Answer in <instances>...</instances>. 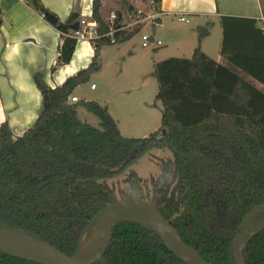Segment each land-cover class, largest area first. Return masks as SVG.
I'll list each match as a JSON object with an SVG mask.
<instances>
[{
	"label": "trees",
	"instance_id": "1",
	"mask_svg": "<svg viewBox=\"0 0 264 264\" xmlns=\"http://www.w3.org/2000/svg\"><path fill=\"white\" fill-rule=\"evenodd\" d=\"M30 1L36 12H47L40 0ZM145 1L153 12H161V0ZM100 10V0H92L99 38L89 41L93 57L87 68L40 92L41 111L21 137L14 138L6 123L0 125V228L24 233L68 256L81 248L94 215L114 202L101 181L122 173L161 144L157 133L144 139L121 136L106 105L69 102L75 88L101 69L100 49L121 45L141 30V25L123 29L121 11H115L111 21L103 19ZM80 18L71 13L55 25L61 45L51 73L71 62L77 47L73 29ZM228 21L243 24L232 29ZM221 24V54L228 66L198 48L190 58L153 65L155 100L161 105L159 131L173 152V179L178 183L174 198L167 197L168 187L159 188L155 206L205 261L235 264L233 242L242 220L264 204V92L241 76L264 86V33L249 19L222 17ZM206 35L198 29V42ZM78 108L94 116L98 126L80 121ZM242 262L264 264V226L244 244ZM0 264L36 263L0 253ZM95 264L184 263L151 229L120 222Z\"/></svg>",
	"mask_w": 264,
	"mask_h": 264
},
{
	"label": "crops",
	"instance_id": "2",
	"mask_svg": "<svg viewBox=\"0 0 264 264\" xmlns=\"http://www.w3.org/2000/svg\"><path fill=\"white\" fill-rule=\"evenodd\" d=\"M40 2L44 9L61 23H64L71 13L79 14L82 18L92 14V0ZM143 4L142 0H129L128 3L133 10H141ZM160 11L159 14L153 12L149 5L145 15H154V20L161 21L157 24L159 26H163L164 19L167 18L178 20V17H185L188 20L187 23L182 22L186 28L175 38H168L166 41V50L169 52L165 54L166 58L169 55L190 58L198 48L216 63L228 66L221 54L222 17L253 20L257 28L264 33V0H161ZM125 17L123 14V19ZM0 21V125L6 123L12 136L18 138L33 126L41 111V93L35 84V77L40 76L47 87L54 89L62 85L68 77L87 68L93 57V49L89 42L81 41L83 48L77 53L76 64L72 65L75 50L68 65L51 73L58 57L61 37L58 31L34 10L31 1L0 0ZM208 24L212 25L211 29L205 27ZM228 24L233 29L243 23L228 21ZM198 29L207 32L200 42L197 40ZM230 34H233V31H230ZM241 76L257 90L264 92L262 84L250 77ZM91 86L90 90L96 91L97 88L91 89ZM72 96L77 97L74 94ZM103 103L105 104L101 105H106V102ZM83 111L82 108L77 109L78 117Z\"/></svg>",
	"mask_w": 264,
	"mask_h": 264
},
{
	"label": "rangeland",
	"instance_id": "3",
	"mask_svg": "<svg viewBox=\"0 0 264 264\" xmlns=\"http://www.w3.org/2000/svg\"><path fill=\"white\" fill-rule=\"evenodd\" d=\"M102 1L100 0V14L103 19H109L115 11H121L126 16L125 23H130L126 14L129 0ZM142 1L144 4L141 11L145 14L150 4ZM140 28L141 30L125 44L103 46L100 49L101 69L91 74L87 82L76 87L73 94L80 101L99 104L106 102L109 115L116 121L120 135L125 138L144 139L157 133V139L161 141L158 147L145 153L122 173L101 181L111 191L115 202L139 199L155 205L159 188L168 187L167 197L174 198L178 194V183L173 179V152L164 145V134L159 131L161 105L155 100L157 82L153 74V64L168 58H178L169 57L170 55L165 57V54L169 53L166 50V41L168 38H175L186 26L176 18H167L164 19L163 26L148 21ZM143 36L152 37L163 46L144 48L141 39ZM82 48L83 43L79 42L72 65L76 64L77 53ZM91 85L97 88L96 91L90 90ZM78 118L91 126H98V120L86 111ZM263 226L264 220L255 221L247 228L245 240ZM89 236V233L84 231L81 248L85 246Z\"/></svg>",
	"mask_w": 264,
	"mask_h": 264
},
{
	"label": "water",
	"instance_id": "4",
	"mask_svg": "<svg viewBox=\"0 0 264 264\" xmlns=\"http://www.w3.org/2000/svg\"><path fill=\"white\" fill-rule=\"evenodd\" d=\"M128 11H132L131 6L128 7ZM44 18L46 22L53 27H55L58 22L57 18L48 12L44 13ZM153 23L160 24L161 21L154 20ZM211 26V24H208L205 27L211 29ZM77 27L78 25H76L73 30L76 31ZM35 84L40 92L47 88L40 76L35 77ZM136 210H141L145 213L155 227V229L151 230L161 238L167 250L179 261L184 264H210L194 249L183 243L177 231L160 214L154 204L139 199L114 201L97 212L87 224L85 231L90 233L93 230H97L99 232V240L94 247L84 254H80L79 249L76 255L68 256L48 244L29 237L24 233L4 228H0V253L15 259L29 261L36 264H95L102 259L109 247L112 239L113 226L120 222H129L123 221L121 219L122 215ZM262 213H264V204L253 208L243 218L240 225V233L235 237L233 242V257L235 264H243L242 249L246 241L252 236L251 235L245 240V234L247 233L246 230ZM12 233L22 234L29 241L17 238L12 235ZM30 240L36 243H32Z\"/></svg>",
	"mask_w": 264,
	"mask_h": 264
},
{
	"label": "built area",
	"instance_id": "5",
	"mask_svg": "<svg viewBox=\"0 0 264 264\" xmlns=\"http://www.w3.org/2000/svg\"><path fill=\"white\" fill-rule=\"evenodd\" d=\"M41 16L44 18V15H41ZM127 17L130 20V23L128 24L125 23L123 29L133 28L137 25H144L148 21H153L155 18L154 15L143 14L141 10H134L130 13H127ZM114 19H115V15L112 14L110 20L113 21ZM178 21L185 22V23L188 22V20L185 17H178ZM77 25H78L77 30L74 32V38L76 39L77 43L81 41L89 42L90 40L99 38L96 32L97 23L92 19L90 15L87 18L81 17ZM110 31L111 32L109 35L111 36L112 29ZM141 39H142V46L144 48L149 47V46L162 47L161 42L154 40L152 37L143 36ZM55 64H56V61H55ZM94 88L95 86L92 85L91 89H94ZM69 102L74 104V103L79 102V99L77 97L71 96L69 99Z\"/></svg>",
	"mask_w": 264,
	"mask_h": 264
},
{
	"label": "bare ground",
	"instance_id": "6",
	"mask_svg": "<svg viewBox=\"0 0 264 264\" xmlns=\"http://www.w3.org/2000/svg\"><path fill=\"white\" fill-rule=\"evenodd\" d=\"M85 42V41H83ZM82 42V43H83ZM121 219L123 221H129V222H135L138 223L146 228L150 229H155L149 218L143 213L141 210H136V211H130L122 215ZM17 238L23 239L25 241H29L24 235L22 234H14L12 233ZM89 238L87 239V242L85 246L80 248V254H84L87 251H89L94 245L98 242L99 240V232L96 230H93L89 233ZM31 241V240H30ZM32 243H36L34 241H31Z\"/></svg>",
	"mask_w": 264,
	"mask_h": 264
}]
</instances>
